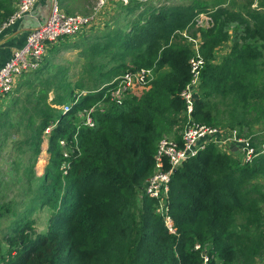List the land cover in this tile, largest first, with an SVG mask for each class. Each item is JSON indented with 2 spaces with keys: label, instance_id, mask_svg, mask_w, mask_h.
<instances>
[{
  "label": "trees",
  "instance_id": "obj_1",
  "mask_svg": "<svg viewBox=\"0 0 264 264\" xmlns=\"http://www.w3.org/2000/svg\"><path fill=\"white\" fill-rule=\"evenodd\" d=\"M12 1L0 0V23L12 13ZM260 2L264 7V0ZM138 4L129 0L120 9L126 15L138 9ZM203 12L206 10L197 3L144 10L140 15L147 14L145 19L136 20L128 30L127 25H120L91 37L98 42L94 50L106 55L110 51L109 60L114 65L127 56L133 62L119 63L115 67H124L123 71L116 74L119 69L110 70L109 77L141 67L153 68L156 74L151 84L122 104L103 98L111 86L79 94L73 92L69 81L61 79H50L47 84L61 88L63 94L55 100L70 101L68 112L58 113L54 107L41 104L48 87L37 91L41 95L33 94L41 118L38 136L52 126L47 149L51 164L38 200L40 207L53 211L42 233L35 232L33 220L16 219L13 229L3 237L8 248L3 251L0 247V264H204V255L206 264H255L264 257V186L254 182L264 177V150H257L252 162L242 163L210 142L184 160L170 176L167 195L175 233L168 232L163 217L156 212L157 201L144 193L161 131L185 110L180 93L191 79L189 59L193 53L181 32L195 37L191 26ZM244 15L220 7L210 13L213 26L201 30L204 66L191 113L196 122L216 124L210 99L241 95L243 84L252 81L248 67L254 62L250 65V61L261 56L256 46L234 44L221 62H215L216 47L228 38L226 22L231 20L246 25L248 38L262 40L264 50V12L248 7ZM246 16L253 22L251 27ZM101 38L105 40L102 44ZM68 40L57 45L65 46ZM57 45H51L46 54L61 46ZM45 56L31 76L48 67L49 57ZM25 81L32 84L27 78ZM101 101L103 106L92 113L94 125L79 123L76 113ZM3 125L0 123V133ZM75 136L78 149L66 158L59 139L73 146ZM66 161L69 168L63 174ZM138 192L142 196L135 219L132 208Z\"/></svg>",
  "mask_w": 264,
  "mask_h": 264
},
{
  "label": "rangeland",
  "instance_id": "obj_2",
  "mask_svg": "<svg viewBox=\"0 0 264 264\" xmlns=\"http://www.w3.org/2000/svg\"><path fill=\"white\" fill-rule=\"evenodd\" d=\"M128 1L129 0H57L59 6L69 14L88 16L93 14L94 7L98 3L101 4V8L103 6L111 8L104 11L102 14L103 18H101L102 15L101 17L97 15L96 22L101 18L99 25L96 24L91 30L85 31L82 34H79L76 38L68 40L69 43L65 46L61 44V46L57 45L59 43L54 44L57 45L56 47H60L56 51L46 54L45 57H49L48 67L38 71V76L36 75L33 77L30 73L25 78L21 77L18 82L20 84V90H16L18 86L17 83L13 93L8 95L7 99L3 101V105L0 106L2 109L1 111L4 110V116H0V123L4 124L1 133L14 135L7 139L2 138L4 136L0 133V138L3 140V142H1L0 139V144L2 143L1 145L3 146L0 149V213L5 216L2 217L4 223L0 222V239L4 237L6 232L8 233L12 230L16 219L25 220L27 218L31 219V217H36V224H38L39 229H44L53 211L52 208H48L47 206V208L41 209L38 200L40 193L42 192L41 186L43 185L46 171L51 164L50 154L47 149L49 143V131L52 126H48L50 128L47 133L44 131L38 136L41 118L38 114V110L35 108L38 103H35L34 100H32L34 99L33 94L41 88L46 89V87H48L45 102H42L41 104L46 103L47 106L54 107L59 113L62 111V106L70 101L62 103L55 100V96H62L63 92L59 86L53 85V83L48 85L47 83L50 79H61L64 83L69 81L74 93L85 94L86 90L94 89L98 91L103 87L111 86L110 83L115 77H109L107 73H109L110 70L113 71V69L120 70L116 74L123 71L124 67H115L119 63L123 62L127 65L133 64L130 57L127 56L124 60H117V64L114 65V63L109 60L110 51L107 52L106 55L105 52H100L96 49L94 50L93 45L98 42L95 41L94 43L92 40L93 38L91 37L101 36L103 35L102 33L113 31L120 25H127L126 29L128 30L136 20L145 19L147 14L143 15V17L140 15L144 10L151 12L168 5H188L197 3L202 6L206 12H203L204 14L200 20L198 22L195 21L191 26V32H196L194 33V38L197 40V43L195 44L187 39L191 51L194 54L196 46H198L200 52V45L202 43L201 30L209 29L214 24L213 18L210 17L211 11L224 7L230 11L243 13V17H245L244 13L248 7L249 9L264 12V7L253 8L254 6H252L253 3L258 4L263 0H135L139 2V8L125 15L120 7L121 5L128 3ZM104 3L106 5H104ZM224 18L225 15H222L220 19L223 20ZM246 18L249 20V17L246 16ZM249 21V26L251 27L253 22L252 20ZM226 23L228 38L216 47V63L221 62L231 51L232 46L234 44L237 45L238 43H250L251 45L256 46L260 50L261 56L256 60L250 61V65L254 62V65L252 64L248 67V76H250L252 81L243 84L242 88H240L241 95L212 97L210 99V102L213 103L212 113L216 117V124L212 126L219 128L221 131L236 129L239 134L250 139L251 144L255 149H263V41L249 39L245 32L247 26L240 23L239 20H231ZM85 39L87 40L85 41ZM104 41L105 40L101 38L99 43L102 44ZM72 43L75 44L72 45ZM155 76L156 74L153 71L151 82L154 80ZM26 78L32 81L30 86L26 83ZM102 82L105 83L100 85ZM150 86L143 90V94L150 88ZM198 89L199 85L194 93V98ZM39 94L41 95V92H37L36 96ZM103 98L109 99L106 95ZM13 100L18 102L20 100L21 105L13 108ZM31 100L32 102H30ZM9 101H11V103L7 104ZM101 103L104 104L102 101ZM5 112H7V114ZM175 119V123L171 124L169 128L166 127L162 129L161 137H167L170 139L180 138L183 127L186 123L185 111L176 114ZM231 144L235 149V142H232ZM235 152V155L239 156L238 149ZM240 159L242 160V157ZM52 169L55 168L52 167ZM254 182L263 184L264 186V177L259 176ZM141 196L142 192H138L132 208V215L135 216V219H138ZM37 212L38 214L35 215L34 213ZM4 242L7 244V241ZM255 264H264V257L257 259Z\"/></svg>",
  "mask_w": 264,
  "mask_h": 264
},
{
  "label": "built area",
  "instance_id": "obj_3",
  "mask_svg": "<svg viewBox=\"0 0 264 264\" xmlns=\"http://www.w3.org/2000/svg\"><path fill=\"white\" fill-rule=\"evenodd\" d=\"M38 0H17L12 13L0 23V34L11 28L28 14ZM101 8L98 3L94 7L93 14L88 16L80 14L66 13L59 6L57 0L51 1L50 12L46 20L40 25L32 28L25 39V43L15 49L10 57L0 67V101L2 97L13 93L16 84L23 74L30 73L40 67L47 49L58 41L73 39L91 28L97 23V15ZM204 13H199L194 22H198ZM196 25V24H195ZM181 34L193 43H197L194 37L188 36L186 31ZM191 79L181 91L180 96L185 102L186 123L180 135V140L161 137L154 152V168L152 174L146 179L144 193L155 199L156 212L163 217L164 224L170 233H175L176 228L168 210V190L172 172L189 156L197 154L207 143H214L219 149L226 143L235 142L239 156H236L242 163H250L257 156L255 149L248 137L239 134L236 129L221 131L219 128L196 122L191 117L194 103V93L200 83V74L204 66V60L199 52L198 46L194 54L189 59ZM153 68H137L126 70L121 75L114 78L107 90L110 101L115 104H122L123 101L135 93L138 89L148 85L152 79ZM103 104L97 102L90 108H84L76 113L79 123L92 127L94 120L93 110L101 108ZM71 103L62 106V112L70 110ZM79 126H77L78 128ZM50 127L44 131L47 133ZM59 144L63 148L64 157H69L70 153L77 150V138L74 137V145H67L65 139H59ZM242 157V160L240 159ZM165 165L169 166L165 169ZM69 163L66 161L62 167V173L66 174ZM196 245L195 248H198ZM204 264L207 257L204 255ZM220 264V263H219Z\"/></svg>",
  "mask_w": 264,
  "mask_h": 264
},
{
  "label": "crops",
  "instance_id": "obj_4",
  "mask_svg": "<svg viewBox=\"0 0 264 264\" xmlns=\"http://www.w3.org/2000/svg\"><path fill=\"white\" fill-rule=\"evenodd\" d=\"M51 1L52 0H38L35 3V5L33 6L32 10L28 14H26L22 19L17 21V23L15 25H13L11 28L5 30L3 33L0 34V67L10 57L11 53L15 49L20 48L25 43V39H26V36H27L28 32L32 28L40 25L41 23H43L46 20V18L48 17V14L50 12ZM16 2H17V0H13L12 1V4H11L12 10L15 8ZM105 3H104V5H106ZM252 6H254L253 8L260 7L259 3L258 4L257 3H253ZM110 8L107 7V6H103L102 8H100V10L98 12V16L101 17V15L104 13V11H106V10H108ZM101 18H103V15H102ZM101 18L96 23L97 25H99V23L101 22ZM19 90L20 89L18 88L17 91H19ZM5 99H7V96L2 97V99L0 101V106L3 105V103H4L3 101ZM9 103H11V101H9L7 104H9ZM12 105H13V108H16V107L21 105V101L19 100V102H18L16 100H13ZM1 110L2 109L0 107V113H2ZM10 136H14V135H10L9 134L7 137L4 136L2 138H7L8 139ZM2 138H0L1 142H3ZM1 144H0V149L3 147ZM220 150L225 152V153H229V154H232V155L236 156L235 155L236 154V152H235L236 151V146H235V149H234L231 143L224 144L223 147ZM1 202H4V201H1ZM44 208H47V207L46 206L41 207V209H44ZM32 214H33V212H32ZM34 214L37 215L38 212L34 213ZM2 217H5V216L2 213H0V222L4 223V220L2 219ZM31 220H33L34 223H35V224L33 223V226L35 225L34 226V230L37 233L44 232V230L46 229L47 224H46L44 229H39L38 224H36L37 218L36 217H31ZM14 225H15V223H14ZM14 225H13V227H14ZM13 227H12V229H13ZM8 233L6 232L4 234V236H6ZM0 247H1V249L3 251L8 248V244H5L3 238L0 239Z\"/></svg>",
  "mask_w": 264,
  "mask_h": 264
}]
</instances>
